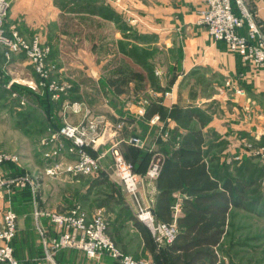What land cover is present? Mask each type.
I'll return each instance as SVG.
<instances>
[{
  "label": "crops",
  "instance_id": "crops-1",
  "mask_svg": "<svg viewBox=\"0 0 264 264\" xmlns=\"http://www.w3.org/2000/svg\"><path fill=\"white\" fill-rule=\"evenodd\" d=\"M36 1H16L12 18L17 25H20V31L28 36L36 31L43 32L44 39L52 43L57 49L55 51L58 52L62 50L63 39L77 42L80 38L78 31L71 28L65 31L62 29V23L64 18L68 17L71 20L69 25L78 26L76 21L80 19L81 14L71 10L74 4H80L78 0L68 2L44 0V3L40 0V14L37 15L32 14L34 10H37ZM246 2L264 30V0H246ZM202 4L203 0H91L85 7L88 12L86 16L98 25L103 23L104 31L102 34L90 32L95 39L88 46L78 48L76 53L90 56V53H87L88 50L95 51L92 54H96L99 60L93 63L88 76L92 79L103 77L104 85L109 89L111 87L106 82L108 76L118 69H132L141 72L145 81L152 79L150 81H153L152 85L158 88L157 90L170 92L167 96L161 97L159 93L158 97L151 98V103L158 105L157 112L165 128L171 131L173 137H179L180 140L187 133L201 131L204 136L203 157L211 178L219 180L221 184L231 182L233 185L243 186V196L238 199L240 205L235 206L230 203L229 220L232 209L243 207L247 202L246 191H248L250 180L242 176L235 178L230 175L225 176L221 171L223 162L216 157L215 153L222 152L228 157L230 154H243L247 151V143L251 146L264 141V135H262L264 68L245 63L240 54L228 50L224 41H214L210 37L207 27L197 21ZM235 9L239 12L237 6ZM85 30L83 29L82 33ZM240 32L246 34L244 28L240 29ZM145 64H150V67L147 68ZM24 65H27L25 55L16 53L10 62H5L0 52V93L11 94L12 89L8 88V85H11V88H18L15 83L18 82V76L24 77L19 74L25 71ZM152 65H158L162 69L163 76L156 75L157 67L153 69ZM137 81V79L131 81L125 93L117 94L111 90L113 93L111 92L110 96H103L97 92H90L89 97H86L88 104L97 112L104 110L106 106L110 107L108 102L112 95L126 99L125 109H122L120 114L114 111L109 112L110 116L114 113L127 116L125 118L130 127L123 131V136L126 137L134 134L133 125L138 122L141 124L139 128L135 126L138 132L144 129L159 131L158 125L149 124L150 116L144 114L138 101L134 100L142 95ZM82 84H84L83 81ZM86 87L91 88L92 84ZM134 89H137V93L132 97ZM237 89L244 90L245 94L238 93ZM11 103L19 111L22 110L21 106L27 105H21L19 100H12ZM120 146L135 166L136 161L143 163L142 158L138 159V155L128 152V147L134 146H128L125 143ZM174 149L175 146L170 150L167 164L171 161L170 157ZM221 158L224 156L222 155ZM147 159H149V153L144 154V162H147ZM105 162L109 167L112 158L108 155ZM34 167L32 159L26 160L21 165L7 164L0 170V178L17 175L25 170L31 174L37 171ZM44 175L46 177L44 192L39 186L34 191L40 205L66 210L73 203L80 202L89 214L93 213V208L87 204L88 200L81 197L77 188L80 186L79 178L74 179L71 175L63 178L46 172ZM54 180L59 183L62 180L66 183H60L58 190L46 189V186ZM29 182L32 183L31 180ZM69 183L73 186L71 190L68 188ZM221 184L220 189H222ZM152 188L154 190L152 198L156 201L158 190L155 181L152 183ZM139 191L144 200L146 191H150V186L141 183ZM175 193L174 204L176 202L183 204L186 193H182L181 199L177 198ZM33 200L30 185L25 188L14 183L4 185L0 188V221L4 208L12 205L18 214L19 232L14 240L17 257L25 264H48L37 234ZM42 221L43 227L48 228L53 235L55 233L53 224L47 218H43ZM124 224L132 227L133 238H129V241L123 242L122 245L133 253L150 255L153 249L152 240L134 214ZM142 230L147 235V242ZM225 234L226 228L220 242L214 246L219 257ZM110 235L114 237L111 230ZM109 259L111 258L106 257L97 261L76 248H66L58 253L60 264H113ZM166 259L167 264H172L167 256Z\"/></svg>",
  "mask_w": 264,
  "mask_h": 264
},
{
  "label": "rangeland",
  "instance_id": "rangeland-1",
  "mask_svg": "<svg viewBox=\"0 0 264 264\" xmlns=\"http://www.w3.org/2000/svg\"><path fill=\"white\" fill-rule=\"evenodd\" d=\"M16 1L17 0H8L9 8L4 20L5 31L8 34L12 31H16L18 34L29 41L39 39L44 47L50 48V54L48 55L45 62L46 66L48 68L53 67L55 69L52 71L48 79H44L38 74L26 53L10 52L4 44L0 43V52L3 54L5 62H10L12 56L16 53L25 55L27 59V65H24L25 71L23 73H19L24 77L18 76V82L15 83L16 87L18 88L15 89V87H12L11 94L0 93V151L15 154L18 156V159L15 161L9 160L5 162L0 167V170L4 165H21L24 164L26 160L31 161V159L35 164L34 168L37 169L36 172L31 173L32 175L25 172V170L19 172V174L17 175L0 178V188H2L6 184L8 185V183H14L17 186H21V188H25L29 185L32 187V195L34 199L33 215L35 218V222L37 223V234L42 247L44 248L45 258L48 261V264H60L58 262V253L66 248L80 249L85 253L87 257L95 259L97 261H101L102 259L109 257L111 258L109 260L113 262V264H122L120 260L115 259L107 254L100 255L99 257H90L87 255L84 249L79 247H53V241L59 239L60 235L64 231H66V226L55 223L53 219H51V216L49 214H67L77 206H80L81 209L86 213L88 221H90L98 212H101L103 214L105 221L108 224L107 233L123 253L131 255L134 259L145 262V264H167L168 261L166 259L165 251L168 247L166 246L162 249L154 243L151 229L147 226L145 221L139 219V216L136 213L140 208H150L154 214L156 222H161V220H158L155 215V199L152 198L154 192L152 183L156 178H149L147 176V173L150 165L157 157H160L162 168L167 164L170 150L174 146L176 147L179 144V137H173L171 131L165 128V126L161 122V116L159 112H155L148 119L151 126L158 125V132L155 129H144L143 131H141L143 133L142 134L141 132H138V130H135L136 128H139L141 126V124L138 122L136 125H133L134 129H132L134 130V134L132 136H123V131L126 128H129L130 125L127 123V120H125V117H127L126 115H117L122 112V109H125L124 101L126 99H122V97H115V95H112L111 99L108 102L110 107L106 106L104 109L107 111L102 110L97 112L93 110L88 104L86 97H89L92 92H97V94L103 96H110L111 92L113 91L112 88L109 89L104 85L105 81L103 77L100 76L98 79H92L88 76L89 69L92 67V65H94L93 63L99 60L97 59L98 56H96V54H92L95 51L93 49V52L88 50L87 53H90V56H82L76 53L78 51V48L86 45L88 46L91 41L95 39L94 35H92L90 32L102 34L104 31L103 23L98 25L97 23L89 20V16H86L88 12L85 10V7L87 6V2L91 0H75L81 4L80 5L76 3L74 4V7L71 8L72 11L81 14L80 19L76 21V24H78V26H74L75 24L69 25L71 20L66 17L64 18V22L62 23V29H64L65 31L70 28L71 30L76 29L78 31V34L80 35V38L77 39L75 37L77 39V42H71V40L65 41V39H63L62 50L59 52L55 51L56 48L52 43L44 39L43 32L36 31L33 33V35L28 36L20 31V25H17L12 18V10L14 5L17 3ZM56 1L68 2L69 0ZM244 1L247 5L246 0ZM40 2V0L36 1L37 10H34L32 14H40ZM204 6L205 0H203V4L199 9L197 15L198 23L200 20V11ZM242 28H244L245 32L247 33V28L245 26ZM83 29L86 30L82 33ZM79 35H77V37H79ZM84 35L86 36L83 37ZM210 37L214 41H217L211 35ZM103 59L104 58H102V60ZM145 65L147 68L150 67V64ZM152 67L153 69L157 67V69L155 70L156 75L163 76L162 69H160L158 65H152ZM150 80L152 79H148L146 81L143 80L142 82H140L139 80L137 81L138 84H140L138 88L141 91L142 95L134 100L138 101V105L142 107L141 111H143L144 114H146V107L150 105L152 97H158L159 93L161 97L167 96L170 93L167 90L163 92L161 90H157L158 88L153 87V81ZM82 81L84 82V84H82ZM89 84H92L91 88L86 87ZM52 85L65 88L60 97L57 99H54L52 97ZM238 90L239 89H237L236 91L238 92ZM13 92H16V95H14ZM136 93L137 89H134L131 96L134 97ZM240 94H245V92ZM22 97L27 99L25 103H21ZM12 100H19V103L21 105H27L26 107L21 106L22 110L19 111L14 107V105H12ZM74 101L83 102L85 108L81 113H75L68 110L66 113V120L70 124L79 125L80 128H88L87 134L81 135L85 141L89 142L88 145L83 146V150L87 154L92 156L98 154L102 155L101 168L87 174L74 175L71 172L64 171V169H66V166L74 164L79 159L80 149L78 146H76L72 139H69L61 134H57L58 130L63 124V104H65L66 102ZM87 110L89 111L88 113ZM111 111H114L117 114L114 113L112 114V116H110L109 112ZM154 116H158V119H156L155 122H152ZM123 117L125 118V122L123 123L121 128H118L117 124L122 121ZM104 118L108 120L110 124L106 127H103V125H100L101 123H98L101 128L99 126L100 130L98 128L99 132H96V141H89L92 138V135H96L94 131L89 127V120L95 119L96 121H99L100 119ZM147 131H149V133H147ZM154 131H156L155 134ZM262 135H264V129ZM132 138L140 139L142 141V145L132 143L130 141ZM122 143H125L128 146L130 145L136 147H128V152H131L136 156L138 155V159L142 158L143 163H139L136 161L135 166L134 162L131 161L128 156L122 151L120 146ZM57 146L62 147L61 157H47L46 153H49L51 156ZM113 148H117L122 153L124 158L133 164L135 172L139 175L137 190L135 194L131 193L127 189L126 185L121 181L116 172L115 160L112 152ZM246 148L247 151H245L243 154H230L229 157L227 156V154H224L222 152L215 153L216 157L221 162H223L221 171L224 172L225 176L230 175V177L232 178L242 176L250 180V185L247 189L248 191H246V194L248 195L247 202L244 203L243 207L233 208L230 213V218L226 227V234L220 246V264H264V141L251 146L250 143H247ZM148 153L149 159H147V162H144V154ZM108 155L112 158V163L109 167L105 162ZM222 155L224 156V158H221ZM227 159L229 160L226 161ZM52 169H57L58 173L53 174L49 172V170ZM140 170H143V172H139ZM44 172H46L47 174L60 175L58 177L63 178H66L67 175L73 176L74 179L76 177L79 178L80 186L77 188L82 195L81 197L84 200H88L87 204H89L93 208V213L89 214L85 210L83 205L80 204V202L73 203V205H71L66 210H58L56 208H50L45 207L44 205H40L38 203L37 195L34 191L39 186L44 192V180L46 179ZM21 177H25L27 180H18ZM29 180L32 181L31 184ZM64 182L66 183V181H60V183ZM60 183L54 180L53 183H49L46 186V189L58 190V188H60ZM141 183L150 186V191H146L147 195L144 199L145 201L142 199L139 191ZM72 187V183H69L68 188L71 190ZM182 193V191H178L175 193V195L177 198L181 199ZM175 204L178 205L179 214L181 215L183 212L182 204L179 202H176ZM175 204L173 205V219L175 213ZM9 209H12L17 215L18 228V214L12 205H8L2 211V218L0 223L3 220L4 214ZM37 211H42L43 214L36 215ZM132 213L145 228L152 240L153 249L150 255H139L137 253H133L122 245L123 242H128L129 238H133V235L131 234L132 227L128 224H124L127 219L132 218ZM43 218H47L51 222V224H53L55 232L53 235L50 233L48 228L43 227ZM110 230L114 237L110 235ZM18 232L19 231L17 230V234L12 241L13 247L14 240L16 239ZM14 254L19 261L25 264L17 257L15 253V247Z\"/></svg>",
  "mask_w": 264,
  "mask_h": 264
},
{
  "label": "built area",
  "instance_id": "built-area-1",
  "mask_svg": "<svg viewBox=\"0 0 264 264\" xmlns=\"http://www.w3.org/2000/svg\"><path fill=\"white\" fill-rule=\"evenodd\" d=\"M235 6H237L239 12H236ZM8 8V0H0V43L4 44L10 52L26 53L38 74L42 78L48 79L55 69L53 67L48 68L45 63L50 54V48L44 47L39 39L29 41L16 31L8 34L4 29V20ZM199 23L207 27L209 34L215 40L225 41L230 51L240 54L245 63L254 67H264V31L244 0H205V6L200 11ZM244 26L247 28L246 34L240 32V29ZM8 88L11 89V85H8ZM51 89L53 90L52 97L57 99L65 88L52 85ZM238 92L244 93L240 89ZM13 94L16 95V92H13ZM26 101L27 99L22 97L21 103H25ZM84 108L83 102L78 101L63 104V124L57 132V134L72 139L80 149L79 159L64 169V171L71 172L74 175L87 174L100 169L102 166V155L92 156L83 150V146L88 145L89 142L85 141L81 135L87 134L88 128H80L79 125L70 124L66 120L68 110L81 113ZM124 119L123 117L122 121L117 124L118 128L122 127L126 120ZM156 119H158V116H154L152 122H155ZM89 123V127L95 134L99 132L102 125L106 127L110 124L105 118L99 121L90 119ZM98 123H101V126ZM96 136L97 134L92 135L89 141L95 142ZM130 141L134 144L142 145V141L138 138H132ZM112 152L119 178L126 185L127 189L135 194L139 175L135 172L133 164L127 161L117 148H113ZM61 154L62 147L57 146L51 156L49 153H46V156L61 157ZM17 159L18 156L15 154L0 151V167L9 160L15 161ZM161 169V160L160 157H157L150 165L147 176L155 179L160 174ZM49 172L55 174L58 173V170L52 169ZM18 180L25 181L27 179L21 177ZM174 211V219L170 223L163 221L156 222L150 208H140L136 213L139 219L145 221L151 229L154 243L159 248L168 247L175 239L178 228L177 220L180 215L178 205L176 204ZM40 214H43V212H36V215ZM49 215L55 223L66 226V231L60 235L59 239L53 241L52 245L54 248L66 246L79 247L84 249L90 257H99L100 255L107 254L120 260L122 264H145V262L138 261L133 256L125 254L119 249L107 233L108 224L101 212L95 214L90 221L87 220V215L80 206L73 208L67 214L51 213ZM17 230V215L12 209H9L4 214L3 220L0 223L1 264H23L15 257L12 245Z\"/></svg>",
  "mask_w": 264,
  "mask_h": 264
},
{
  "label": "trees",
  "instance_id": "trees-1",
  "mask_svg": "<svg viewBox=\"0 0 264 264\" xmlns=\"http://www.w3.org/2000/svg\"><path fill=\"white\" fill-rule=\"evenodd\" d=\"M134 79L142 82L145 77L132 69H118L106 78V82L114 92L121 94L128 91ZM157 111L158 105L150 103L146 115ZM203 143L201 131L185 134L172 152L170 163L155 179L158 194L154 211L158 220L170 223L174 193L178 190L186 193L183 213L177 220L178 232L165 251L172 264H218L219 255L214 246L220 242L228 224L230 203L240 205L238 199L243 196V186L231 182L221 184L211 178L203 157ZM143 235L147 242L144 231Z\"/></svg>",
  "mask_w": 264,
  "mask_h": 264
}]
</instances>
